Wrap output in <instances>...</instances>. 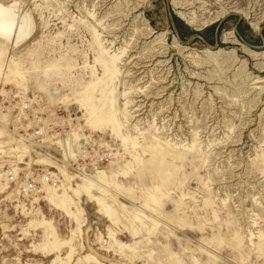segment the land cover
Here are the masks:
<instances>
[{
	"label": "rangeland",
	"instance_id": "374dc122",
	"mask_svg": "<svg viewBox=\"0 0 264 264\" xmlns=\"http://www.w3.org/2000/svg\"><path fill=\"white\" fill-rule=\"evenodd\" d=\"M172 2L0 0V264H264V0Z\"/></svg>",
	"mask_w": 264,
	"mask_h": 264
},
{
	"label": "bare ground",
	"instance_id": "6f19581e",
	"mask_svg": "<svg viewBox=\"0 0 264 264\" xmlns=\"http://www.w3.org/2000/svg\"><path fill=\"white\" fill-rule=\"evenodd\" d=\"M135 1H138L139 3L140 2H144L145 0H135ZM173 5L175 7H178V6H181V5H178L177 2H174L173 0ZM171 3V4H172ZM125 4H129V1L125 2ZM128 6V5H127ZM140 6V5H139ZM16 4L13 3L11 4L10 6H7V7H4L2 4L0 5V45L2 46H6L8 45L9 43V36L11 35V31H13V29L15 28L16 29V39H15V42H14V45H18L19 43L23 42L27 36L30 34V32L32 31L33 29V19L31 18L30 14H27V13H24L23 15L19 16V19L18 17L16 18V14L18 13L17 9H16ZM125 7V6H124ZM126 8V7H125ZM136 9H138V5H130L128 6V11H137ZM126 12V11H125ZM181 17H186V15H183V14H180ZM194 17V16H193ZM182 19V18H181ZM186 23V21H185ZM195 21L193 20V18H191L189 20V24L192 25L194 24ZM192 27V26H191ZM14 29V31H15ZM199 30V29H198ZM151 33V32H150ZM148 33V34H150ZM155 32H152V34H154ZM14 35V34H13ZM167 35V34H166ZM162 36V35H161ZM13 37V36H12ZM11 39V38H10ZM163 40V39H162ZM165 41V40H164ZM157 45V44H156ZM159 45V44H158ZM161 49V52L156 55H152L150 57V61L153 62L155 59L159 58V56H163V57H166L167 58V54H168V51H169V48L165 45L164 47L160 48ZM179 50V49H178ZM212 48H204L202 50V53L206 54V56H209L208 53L210 54V58H215V56L219 53H221V51L218 49V50H213V52L211 51ZM179 52V51H178ZM105 53V52H104ZM156 56V57H155ZM218 56V55H217ZM208 57V58H209ZM148 63V62H147ZM159 63H165V62H159ZM153 65V64H152ZM158 65V64H157ZM139 71V70H138ZM260 83V82H259ZM166 85V84H165ZM174 87V84L173 82L170 83V86L169 88H173ZM167 86H164L163 88H160L162 91L164 89H166ZM257 89V88H256ZM263 90V89H262ZM261 90V92H262ZM82 100V99H81ZM89 109V108H88ZM90 115V114H89ZM109 123V122H108ZM116 123V122H115ZM96 125V124H95ZM106 126V125H105ZM119 128V127H118ZM78 131V130H77ZM2 132V131H1ZM60 143V142H59ZM58 143V144H59ZM63 144V143H62ZM63 146V145H62ZM7 147V146H6ZM24 147V146H22ZM15 148V147H14ZM27 148V147H26ZM9 149V148H7ZM65 149V148H64ZM63 149V150H64ZM21 151V150H20ZM72 151V150H71ZM70 152V151H69ZM20 156V155H19ZM22 156V155H21ZM19 158V157H17ZM32 163V162H31ZM53 164V163H52ZM59 171L61 173H63L65 175V172L62 168H58ZM66 171V169H65ZM12 174V173H11ZM98 176V175H97ZM100 176V175H99ZM66 180H70V177L69 176H65ZM100 178H103V177H100ZM135 182H137V180H135ZM104 184V183H103ZM44 189L46 190V198L47 200L52 203L53 205H55L56 207L62 209L68 216L71 215V210H70V206H71V202H70V196H67L65 193H63L61 196L57 195L54 193V189L53 188H50V187H46V186H43ZM71 190V196L75 197L76 199L80 198L81 196H84L87 198L88 201H95L97 203V205H99V212L101 213H106L107 215V212L109 211V205L108 203L105 202V199L102 198L101 195V191H97L96 193L94 192V189H93V184L91 182H88L87 180L83 181V185L76 188V189H73V188H70ZM147 193V194H146ZM145 199H146V204H149L151 202H156L157 200V196L155 194H150L149 192H145ZM105 197V196H104ZM113 198V197H112ZM114 199V198H113ZM115 201V200H113ZM136 201V200H135ZM80 202V200H79ZM118 202V201H117ZM116 202V203H117ZM137 202V201H136ZM119 203V202H118ZM121 204V203H120ZM120 204H117L118 207L121 205ZM119 207V208H120ZM76 212L79 214H82L83 211L82 209L79 207L78 204H76ZM109 213V212H108ZM113 213V212H111ZM147 217V216H146ZM145 216H143V214H140V213H136L134 215L131 216V218L133 219V221H136V223H138L136 225V228L138 227V229H136L134 232H133V235L136 237V235L139 234V231L143 232H147L149 231L145 225V221L142 220V218H146ZM148 218H151V217H147L146 220L148 221ZM78 223V222H77ZM49 229H50V226H49ZM52 231V230H50ZM144 232V233H145ZM53 232H51L52 234ZM53 239V238H52ZM71 244V243H70ZM173 263V262H172Z\"/></svg>",
	"mask_w": 264,
	"mask_h": 264
}]
</instances>
